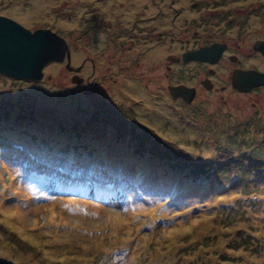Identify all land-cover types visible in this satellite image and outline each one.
Returning a JSON list of instances; mask_svg holds the SVG:
<instances>
[{"label":"rangeland","instance_id":"374dc122","mask_svg":"<svg viewBox=\"0 0 264 264\" xmlns=\"http://www.w3.org/2000/svg\"><path fill=\"white\" fill-rule=\"evenodd\" d=\"M0 15L69 47L40 80L0 74V257L264 264V91L231 88L228 59L264 36V0H0ZM215 41L220 61L182 59ZM182 84L190 102L168 90ZM24 171L49 175L43 192Z\"/></svg>","mask_w":264,"mask_h":264},{"label":"water","instance_id":"95a60500","mask_svg":"<svg viewBox=\"0 0 264 264\" xmlns=\"http://www.w3.org/2000/svg\"><path fill=\"white\" fill-rule=\"evenodd\" d=\"M256 47L264 55V41H258ZM222 49L223 45L220 44L202 46L186 51L182 59L215 63ZM64 57L69 60V47L56 32L48 28L31 31L16 20L0 15V74L15 79L40 80L47 62H60ZM206 82L202 84L210 88ZM232 85L240 91H244L248 85H264V73L236 70ZM168 90L173 98L181 97L185 102H190L195 94L194 88L185 85L169 86ZM0 264L22 263L0 257Z\"/></svg>","mask_w":264,"mask_h":264},{"label":"flooded vegetation","instance_id":"af4514ba","mask_svg":"<svg viewBox=\"0 0 264 264\" xmlns=\"http://www.w3.org/2000/svg\"><path fill=\"white\" fill-rule=\"evenodd\" d=\"M154 5H155V3H154ZM154 14H155V12H154ZM163 23H165L166 25L168 24V23H166V21H164ZM144 38H145V40H147L148 39V35L144 36ZM258 41H264V36L256 37V38H254V40L251 43L246 44V45H248V50L246 52L247 62L245 63V65H242L243 64L242 63V59H241L240 55H238V53L228 56V59L231 62H233L234 65L236 66V67L234 66L232 68L233 71L229 75L230 86H231V88H233L236 91H240L239 89H237L236 87H234L232 85V83H233V74H234V72L236 70L256 71V72H259V73H264V55L256 47ZM213 44L223 45V49L220 52L219 57H218V59L216 61V62H218V61H220L223 58L225 53L228 52L229 45H227L226 42H217V41H215V42H211L210 44L203 45V46H210V45H213ZM237 47H238V44H237ZM175 59H177V58H175ZM175 59L173 58L172 60H175ZM177 61H179V60H177ZM192 61H197V60H192ZM203 62H206V63H209V64H214V63H210L209 61H203ZM70 70L78 71L79 68L73 67ZM208 71H209V73H213V70H211V68L208 69ZM75 80H76V78H75ZM203 82H206L207 84L210 85V88H212L213 83L211 82L210 78H206V80L202 81V83ZM227 87L228 86H223L222 88H227ZM259 89H262L264 91V85H251V86L248 85L246 87V89L244 90V92L247 93V94H251L253 91H256V90H259ZM252 105L254 106L255 104L253 103Z\"/></svg>","mask_w":264,"mask_h":264},{"label":"trees","instance_id":"16d2710c","mask_svg":"<svg viewBox=\"0 0 264 264\" xmlns=\"http://www.w3.org/2000/svg\"><path fill=\"white\" fill-rule=\"evenodd\" d=\"M65 134V133H64ZM3 135H5V134H3ZM31 135V137L35 140L37 137H36V135H35V133H32V134H30ZM0 141L1 142H3L4 143V138H3V136H0ZM65 150L64 149H59L58 151L59 152H63V154H66V152H69L70 151V149H72V147H69V145H65ZM142 165L140 164V167H141ZM137 168L138 170H139V175L143 178V176L145 175V173H147V170H146V168L145 167H141V168ZM62 173L63 174H66V176H69V177H71V178H65V181H71L70 182V187H72L71 186V184H73V183H75V184H80V186H78V187H81V185H84V183H82V181H84L85 182V184L86 183H88V182H90V183H94V182H99V184H103V183H101V178L99 177V176H97V175H95V174H93V173H89L90 174V178L89 179H84L86 176L85 175H83V177H78V176H75V175H73V174H68V173H65V172H63L62 171ZM23 174H25V176L26 177H28L29 179H30V181L34 184V186H36V187H38L39 189H42V187H43V184L41 183V180L42 181H44L45 180V178L44 177H49V175L48 174H41V175H43V176H38V177H36L35 175H32V174H30V173H25V171H24V173H22V175H21V177L22 178H24L23 177ZM67 184V183H66ZM66 184H64V186H66ZM100 185H97V186H95L96 188L93 190L94 192H97V188L99 187ZM110 187V188H109ZM33 188H35V187H33ZM105 190H107V193L109 194V195H111V196H115L116 195V191H115V188H113V186H106L105 185ZM117 191H119V190H117ZM98 193V192H97Z\"/></svg>","mask_w":264,"mask_h":264},{"label":"bare ground","instance_id":"6f19581e","mask_svg":"<svg viewBox=\"0 0 264 264\" xmlns=\"http://www.w3.org/2000/svg\"><path fill=\"white\" fill-rule=\"evenodd\" d=\"M137 2H143V0H136ZM154 5V4H153ZM154 7L152 6V5H150V7L148 8V12H151V11H153L154 12ZM157 10V9H156ZM163 11H166V9H164ZM152 12V13H153ZM132 15V13L131 14H127L126 13V16H128V17H130V16ZM146 15H149V14H146ZM158 22V21H157ZM164 25L163 26H165V23H163ZM163 100V99H162ZM165 100V99H164ZM163 103H165V102H163ZM24 244H23V246L25 247V245H26V247L27 248H31L32 249V246L30 245V242H23Z\"/></svg>","mask_w":264,"mask_h":264}]
</instances>
